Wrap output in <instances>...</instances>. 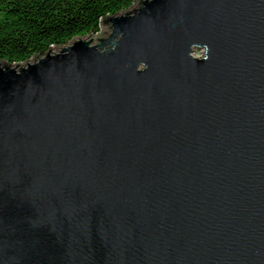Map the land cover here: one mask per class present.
Returning <instances> with one entry per match:
<instances>
[{
	"label": "water",
	"instance_id": "95a60500",
	"mask_svg": "<svg viewBox=\"0 0 264 264\" xmlns=\"http://www.w3.org/2000/svg\"><path fill=\"white\" fill-rule=\"evenodd\" d=\"M0 264H264V0L0 62Z\"/></svg>",
	"mask_w": 264,
	"mask_h": 264
},
{
	"label": "trees",
	"instance_id": "16d2710c",
	"mask_svg": "<svg viewBox=\"0 0 264 264\" xmlns=\"http://www.w3.org/2000/svg\"><path fill=\"white\" fill-rule=\"evenodd\" d=\"M134 0H0V62L18 64L74 37L95 35Z\"/></svg>",
	"mask_w": 264,
	"mask_h": 264
},
{
	"label": "rangeland",
	"instance_id": "374dc122",
	"mask_svg": "<svg viewBox=\"0 0 264 264\" xmlns=\"http://www.w3.org/2000/svg\"><path fill=\"white\" fill-rule=\"evenodd\" d=\"M195 54H196V55H200V51H197ZM28 61H29V60H28ZM22 64L25 65V62H22Z\"/></svg>",
	"mask_w": 264,
	"mask_h": 264
}]
</instances>
